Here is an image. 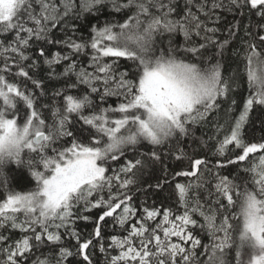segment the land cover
I'll return each mask as SVG.
<instances>
[{
	"label": "snow or ice",
	"instance_id": "1",
	"mask_svg": "<svg viewBox=\"0 0 264 264\" xmlns=\"http://www.w3.org/2000/svg\"><path fill=\"white\" fill-rule=\"evenodd\" d=\"M219 7L216 0H0V51L18 57L10 65L5 56L0 68V175L15 162L25 164L35 182L14 190L0 181V264H67L71 257L94 264L97 244L105 264H264V138L246 140L243 132L254 108H264V35L245 45L243 67L226 79L223 49L230 41L214 39L219 29L209 26ZM229 8H247L264 20V0H230ZM105 9L120 19L101 24ZM57 28L64 40L50 38ZM69 31L89 37L77 41ZM39 41L65 49L48 54L40 47L28 65L36 67L40 57L49 68L65 62L59 73L64 86L54 90L51 103L40 99L47 95L43 81L20 66ZM82 54L89 57L86 65ZM9 73L30 80L39 96L9 80ZM55 75L48 73L49 79ZM244 83L248 95L229 131L220 139L225 125L217 123V136L209 137L216 140L215 155L226 157L233 148L234 154L210 167L206 157L177 147L174 159L188 163L174 176L192 178L175 183L178 207H134L131 186L149 163L162 162L158 146L173 139L180 145L193 126L228 105L232 85ZM109 97L117 103L103 106ZM235 105L232 99L227 113ZM142 142L152 150L109 168ZM241 164L237 177L213 171ZM94 209L100 210L95 218L85 214ZM109 218L124 234L109 236L105 246ZM77 220L93 224L88 238L74 227Z\"/></svg>",
	"mask_w": 264,
	"mask_h": 264
},
{
	"label": "trees",
	"instance_id": "2",
	"mask_svg": "<svg viewBox=\"0 0 264 264\" xmlns=\"http://www.w3.org/2000/svg\"><path fill=\"white\" fill-rule=\"evenodd\" d=\"M212 0H209V4H211ZM217 3L224 5V7H219L214 9L213 19L216 23H210L209 26L217 27L219 31L216 32L214 39L223 41L224 39H229V45L223 49V67L222 72L226 79L233 77L234 73L238 69V67L242 68V54L243 48L247 43H252L253 41L258 42L259 35H264V30L260 28V25H264V20L255 15V13H250L247 8L244 9H235L229 8L230 0H216ZM109 9H105L104 12L99 16V21L103 24L106 20H118L120 16L118 14H113L112 16L108 15ZM92 23H96V20H93ZM236 25L237 27L231 28V26ZM234 31L235 35L232 37L228 36L229 30ZM68 36H71L73 39L79 41L81 35L85 38L89 37L88 31L76 32L72 33L68 32ZM50 38H54L57 40H64L66 38L65 33L61 32L59 28L53 30L50 34ZM2 39V37H0ZM43 47L46 53L50 54L56 51H65V49L61 45H49L44 41L34 42L33 46L27 50V54L30 56L28 61L21 62L20 66H23L26 70L30 71V74L39 78L43 81V88L47 92L45 97L40 98L42 102L51 103V97L53 96V92L56 89H59L64 86V82L66 77L59 76V73L64 71V63L62 62L60 65H53L49 68L48 65L44 63V58L40 57L37 63V66L29 69L28 65L31 64L32 60L37 59L39 48ZM91 51L90 49L88 50ZM215 49L209 50V54H214ZM239 53V55H238ZM8 63L12 64V59H18L14 55L8 56ZM220 59V57H216ZM81 61H83L86 65L89 57L84 56L83 54L80 57ZM214 62V61H211ZM5 64V55L2 51H0V68H2ZM125 67L126 62L121 61ZM18 68L16 66L12 67V72L17 71ZM55 71V76L52 79H49L48 73ZM91 71V69H89ZM7 78L9 80H16L19 82L21 86L26 85V87L30 90H33L34 93L39 96L40 89H34L30 80H26L23 77H14L11 73L8 74ZM72 80L75 81V76H72ZM235 88V91L231 93L228 101V105L231 104V100H236V105L233 108V113H227L228 105H225L219 113L210 114V118L208 123L206 124H198L192 127L191 134L188 137L182 138L180 145H176L175 139L169 141L167 144L163 146H158L157 151L163 157L162 162H157L155 164L149 163L143 169V175L137 176V182L131 186V194L133 195V206L142 212V208L144 206H155V207H172L177 208L178 205L174 202L175 196L173 195L174 186L176 182L187 183L192 178L185 177H175L174 172L179 170H186L187 168V159L183 161H176L174 159V152L177 147H182L187 151L188 156H195L198 158H207L212 163L209 165L212 167L216 160H223L226 157H231L236 151L234 148L232 151L226 153V157H220L214 154V147L216 145V140H209V137L217 136V130L214 125L217 123L225 125L223 131L219 133V138L222 139L223 136L229 131V124L232 122L231 117L233 114L238 115L239 111L243 107V102L246 99L247 85L244 83L243 85L237 87L236 85H232ZM86 86H79V92L83 94L86 91ZM75 93L77 90L72 89L69 90ZM96 102L99 103L98 98H95ZM117 103L116 97H109L107 99V103L103 106H107L108 104L115 105ZM264 118V108L256 106L254 110L250 114V122L246 124L243 132L245 134L246 140H251L254 142H259L261 138H264V125L261 124V119ZM226 121L228 123H226ZM76 127H79L77 125ZM169 149L173 151L170 152ZM152 150V146L148 145L146 142H142L140 145L136 147L135 150L129 148L126 151L124 157H122L117 162H109V168L118 169L121 164L124 163L125 159L132 157L134 154L136 156H140L141 153H147ZM24 158L27 159V153L23 154ZM244 165L241 164L239 166H228L225 169L217 170L213 167V171H219L222 175H230L231 177H237L243 175L238 171V168H243ZM167 169V172L164 170ZM3 175H0V181L7 180L8 185H10L14 190H28L31 187H34L35 182L32 180L30 176L29 169L25 164H17L15 162H9L3 167ZM111 174V173H109ZM23 177V181L17 183L20 178ZM205 179H210V177L205 175ZM157 181L160 182V187H155ZM241 182V181H237ZM4 188L0 187V195L4 194ZM99 209H94L91 213H85L86 215H90L95 218L99 214ZM199 219V217H197ZM74 227L82 234V238H88L89 234L93 230V224L91 222H85L83 220H77L75 222ZM7 235V233H5ZM116 234L122 235L120 228L118 225L113 224L111 218H109L103 229L104 240L101 243H104L107 246L108 237ZM14 235H19V233H14ZM70 245H75V241L71 240L68 237H65ZM204 242L207 243V236L203 237ZM45 256L51 255L48 252L47 248L42 249ZM72 251L75 252L76 248L73 247ZM91 251V250H90ZM37 255H40L37 253ZM235 253L233 251L232 256L234 257ZM43 258V257H41ZM78 257H71L67 264H77ZM92 259L94 264H105L106 254L100 252L99 245L97 244L94 255H92ZM247 259V256H245ZM234 264V262H233Z\"/></svg>",
	"mask_w": 264,
	"mask_h": 264
},
{
	"label": "rangeland",
	"instance_id": "3",
	"mask_svg": "<svg viewBox=\"0 0 264 264\" xmlns=\"http://www.w3.org/2000/svg\"><path fill=\"white\" fill-rule=\"evenodd\" d=\"M3 54H4L5 56H9L10 54L15 56V54H12V53H7V54L3 53Z\"/></svg>",
	"mask_w": 264,
	"mask_h": 264
}]
</instances>
